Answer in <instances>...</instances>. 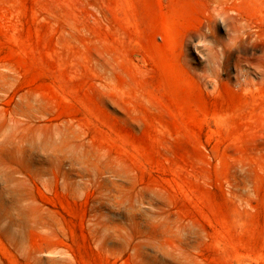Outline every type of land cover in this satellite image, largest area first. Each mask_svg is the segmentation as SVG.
I'll use <instances>...</instances> for the list:
<instances>
[{
    "label": "rangeland",
    "instance_id": "1",
    "mask_svg": "<svg viewBox=\"0 0 264 264\" xmlns=\"http://www.w3.org/2000/svg\"><path fill=\"white\" fill-rule=\"evenodd\" d=\"M0 264H264V0H0Z\"/></svg>",
    "mask_w": 264,
    "mask_h": 264
}]
</instances>
